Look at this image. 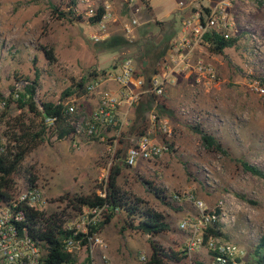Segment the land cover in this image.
Returning a JSON list of instances; mask_svg holds the SVG:
<instances>
[{
	"label": "rangeland",
	"instance_id": "obj_1",
	"mask_svg": "<svg viewBox=\"0 0 264 264\" xmlns=\"http://www.w3.org/2000/svg\"><path fill=\"white\" fill-rule=\"evenodd\" d=\"M59 1L0 0V101L12 93L16 82H27L17 77H27L38 80L37 102L40 99L57 102L73 80L77 82L90 69L108 70L123 56H131L136 66L143 60L145 75H153V67L167 51L166 42L170 36L167 37L166 33L178 22L175 16L167 20L164 17L168 10L176 7V0H150L154 15L159 19L151 17L139 1L134 0L128 6L125 0H114V19L108 22L103 38L95 41L90 38L94 25L88 23L86 10L88 5L97 9L103 0H78L74 11L82 16L81 21L54 19L49 4ZM237 6L244 8L248 20L245 24L239 23L242 31L233 37L236 38L235 44L226 48L223 54L216 55L223 62L226 78L221 80L217 90L201 93L210 96V103L197 106L203 115L200 126L215 135L228 153L207 150L185 117L177 118L169 113L170 110L162 112L159 107L153 108L150 100L146 108L147 101L144 100L140 104L146 109L135 116L131 127L147 119L152 110L168 117L173 134L167 141L172 148L159 157L126 166L123 155L128 139L124 136L125 148L117 159L122 166L118 181L124 190L147 201L167 217L170 229L156 237L165 248L182 245L184 234L179 223L195 209L183 200H172L177 209L165 205L156 198L151 186L163 190L167 197L190 192L202 199L208 208H212L217 200L225 199L233 220L221 226L222 237L244 250L242 264H256L254 246L264 235V180L245 172L239 160L264 167V94L249 87L255 79L264 85V0H238ZM134 17L140 24L128 36L123 24ZM43 46L52 50L53 62L44 54ZM206 52L213 54L207 49ZM188 90L190 94L187 88L180 97L182 94L186 96ZM239 96L244 99L241 109L236 103ZM68 97L75 98L78 109L88 114L93 109L96 94L82 91ZM170 106L177 113L178 103H170ZM20 114L26 123L31 119L35 123L38 121L27 109L20 110L15 104L8 109L0 107V136L8 134L5 133L7 122L12 123ZM210 114L212 118H209ZM47 137L49 142L45 141L25 157L17 181L22 183L23 176H31L42 186L48 201L47 211H53L57 205L60 208L65 206L59 204L58 199L66 193L85 194L97 190L108 173V162L112 163L114 158L107 150V142L100 143L85 136L56 140L50 132ZM117 147L116 142L114 150ZM237 193L244 195L245 199L238 197ZM119 220L115 218L102 229V236L110 248V264H141V253L150 254L148 236L135 231L121 232ZM193 258L201 264H208L199 260L197 255Z\"/></svg>",
	"mask_w": 264,
	"mask_h": 264
},
{
	"label": "built area",
	"instance_id": "obj_2",
	"mask_svg": "<svg viewBox=\"0 0 264 264\" xmlns=\"http://www.w3.org/2000/svg\"><path fill=\"white\" fill-rule=\"evenodd\" d=\"M125 1L128 6L134 2ZM113 2L114 0L102 1L101 6L105 11L94 25L91 39L98 41L105 35L108 22L114 19ZM236 2L237 0H216L213 4H206L203 0H176V10L180 14L179 33L169 42L167 52L148 81L135 74L132 59L126 57L85 83L84 93L96 94L97 97L95 107L88 114L78 109L75 98L65 99L63 110L73 129L71 138L97 137L100 143H106L110 134L113 140L106 147L108 152L113 154L121 134L118 109L137 104L145 94L164 97L167 89L175 85L179 78L188 80L191 101L182 103L177 109L178 114L192 125L201 124L202 113L191 104L195 103L201 93L212 91L220 82L216 67L203 58L208 55V43L204 40V34L214 30L225 39L239 36L242 31L240 21L232 13ZM139 9L140 7L136 8ZM95 12L96 9L88 5L86 15L90 17ZM139 24L135 17L125 22L123 29L126 35L130 36ZM25 84L23 81L15 83L12 89L14 96H17V91L22 90ZM249 87L259 94H264V85L260 84L259 80H253ZM5 102V99L0 101L1 108L5 107ZM157 103L161 104L159 101ZM147 119L150 127L146 134H135L128 138V146L123 155V163L126 166H134L138 161L159 157L169 150L165 141L173 134L170 119L154 110L148 113ZM53 121L54 118H48L45 122L52 125ZM156 132L162 136L161 142L152 137ZM13 145L14 141L8 134L1 135L0 156L8 149L12 150ZM110 164L111 161L108 162V168ZM97 191L104 195L101 190ZM1 192L4 196L0 198V264H44L43 250L28 234L25 218L29 212L46 216L63 208L57 205L53 211H47L48 201L42 186L35 181H17L14 189H2ZM171 198L174 202L183 200L190 203L195 211L179 223L184 240L182 245L175 249L182 251L184 257L178 261L169 260L164 264H197L193 258L196 255L199 260L208 264H242L244 250L241 247L229 242L222 235L208 232L209 227H214L216 223L221 231V226L233 220V214L225 199L217 200L212 208H208L202 199L190 192L175 194ZM60 203L65 205L66 202L59 201ZM102 211L101 207L84 205L66 209L68 214L61 224V230L65 232L62 244L70 257L52 264H110L108 242L102 236V229L97 228L102 220ZM150 256L151 252L149 255L142 252L139 257L141 264H151L148 263Z\"/></svg>",
	"mask_w": 264,
	"mask_h": 264
},
{
	"label": "trees",
	"instance_id": "obj_3",
	"mask_svg": "<svg viewBox=\"0 0 264 264\" xmlns=\"http://www.w3.org/2000/svg\"><path fill=\"white\" fill-rule=\"evenodd\" d=\"M142 3L149 11L151 10L149 0H135ZM78 0H60L58 3L49 4L51 16L56 20H82L80 14L75 13V7ZM105 9L99 6L96 9L94 15L87 18L90 25H95L100 19ZM180 20V14L177 11L174 15ZM204 40L208 43L206 46L210 53L221 55L224 53L226 48L233 46L236 42V38L225 39L223 36L214 31L210 30L204 34ZM44 54L50 61H54L52 50L41 47ZM168 49V45H167ZM131 56H123V58ZM163 55L161 60L163 59ZM158 65V64H157ZM157 65L153 67V73L157 70ZM115 65H113L114 67ZM143 66H145L143 60H140L138 68L136 66L135 74L142 77L145 81H148L151 75L147 76L144 73ZM105 72L104 69H90L86 76L81 77L77 82L73 80L71 86L64 89L60 99L56 101L40 99L36 101V87L38 86V80H30L27 77H17L21 80H26V84L22 90L17 91V96L11 93L5 99V108L8 109L11 104H15L20 110L27 109L34 117L38 120L35 123L34 120H30L26 123L23 119V115L20 114L15 117L12 123H8V128L5 133L9 134V137L14 141L13 149H8L5 154L0 156V198L3 197L2 189L11 190L15 188L17 179L19 178L22 162L25 157L36 147L44 143L49 142L47 133L50 132L52 136H55L56 140H62L71 138L73 129L69 125L68 116L63 110L64 98L72 95L73 93H81L85 85V81L88 78L89 81L96 78ZM87 81V82H89ZM152 100H157L165 106V96L158 98L151 96ZM141 99V98H140ZM159 114V113H158ZM160 115V114H159ZM162 115V114H161ZM48 118H54L53 124L48 125L45 121ZM190 129L197 133L200 138L202 145L209 151L220 152L227 154V150L222 146L220 140L212 133L206 131L200 124L188 125ZM150 124L148 119H143L138 125L136 134L143 135L149 129ZM117 128V127H115ZM124 133L121 132L118 137V147L113 153L114 161L109 165L108 173L101 183L97 186V190H101L104 195L98 193L97 190H93L90 193H66L59 197V201H65V206L59 212H52L48 215L42 213H31L29 212L25 218V223L28 229V234L37 242V244L43 250V262L44 264H52L61 262L69 259V254L63 249L62 240L65 232L61 230V224L66 219V209L70 207L75 209L79 206L87 207H101L102 220L98 223L97 228L103 229L106 225L113 222L115 218L120 219L121 225L119 227L121 232L124 231H135L140 232L148 236V242L151 249V256L148 263L151 264H164L169 260L178 261L184 257L182 251H178L173 247H163L156 239L159 234L165 233L170 229V224L167 217L160 211L152 208L147 201L142 198L124 190L119 184V177L122 174L121 163L117 161L120 158L122 151L124 150ZM91 140L98 141L97 137H91ZM113 137H108L106 142L112 143ZM169 145V149L172 148V144L165 141ZM239 163L245 172H248L254 176H257L264 180V167L250 163L247 160L240 159ZM26 183H32L34 179L31 176L22 177ZM151 186L149 181H146ZM151 189L162 203L165 205L177 209L172 203L171 197H167L163 194V190L151 186ZM238 197L245 199L244 195L236 194ZM209 233L214 235H222L218 224L214 227H209ZM254 257L256 264H264V235L260 236L257 243L254 246ZM197 264H201L197 262Z\"/></svg>",
	"mask_w": 264,
	"mask_h": 264
},
{
	"label": "crops",
	"instance_id": "obj_4",
	"mask_svg": "<svg viewBox=\"0 0 264 264\" xmlns=\"http://www.w3.org/2000/svg\"><path fill=\"white\" fill-rule=\"evenodd\" d=\"M116 1V0H115ZM209 2L212 1V0H208ZM214 2L216 0H213ZM86 2H89V1H86ZM205 3V1H203ZM214 2L212 3H206V4H213ZM114 3V2H113ZM238 4V0L237 2L235 3L233 9H232V13L238 18V21L242 22V23H246L247 22V14L245 13L244 11V8L243 7H238L237 6ZM149 5H150V8L151 10L149 11L150 12V15L151 17H156L154 15V11H153V6L151 5L150 3V0H149ZM144 6V5H143ZM145 7V6H144ZM114 8V6H113ZM141 8V7H140ZM146 8V7H145ZM176 13V7H174L173 9L171 10H168V12H166V15L164 16L167 19H170L171 17H173ZM157 18V17H156ZM153 19V18H152ZM159 19V18H157ZM246 26V25H245ZM179 30H180V22H179V19H178V22L176 24V26H173L172 28H169L168 29V32L166 33V35H168L167 37L170 36V39L167 43V45L169 46V42L171 41V39L173 37H175L178 33H179ZM163 34V33H162ZM160 38H161V34H160ZM159 40V39H158ZM167 52V51H166ZM225 52V51H224ZM219 56H216V54H208V55H204L203 58L205 59V61L207 62H210L212 63L216 69H217V72L219 74V77H222V79H220V82L217 84V86L213 89L214 91L218 89V87H220L221 85V80L224 81L225 78H226V71L224 69V66H223V62L222 60H220V58H218ZM132 59V58H131ZM133 61V60H132ZM134 65V64H133ZM134 68L136 69V65H134ZM137 68H138V65H137ZM112 88H116V86H111ZM190 89V86H189V82L188 80L184 79V78H179L177 83L175 85H172L170 86L168 89H167V92L165 94V106L162 105V104H158L157 101L154 99L152 100V105H153V108L154 107H159L161 109L162 112H166V111H169V113H171L172 115L174 114L177 118L178 117H181L179 114H178V111L176 113V111H174V108L171 109V106H170V103H178V107L184 103V102H189L191 101L190 99V94H189V90L188 92L186 93V96L184 95L183 97V94L181 97H180V93L182 91H184L185 89ZM206 96V94H200L196 99H195V103L191 104L193 105L196 109L198 105L202 104L204 105V102H209L212 101V99H210V96H206V98L204 97ZM146 100L147 103H146V108L148 107L150 101L151 100V97L147 96V95H142L141 96V99L139 100V102L135 105H132L131 107L129 108H126V107H120L118 109V118L120 119V131L124 133V136L126 139H128L130 136L132 135H135L136 133V130H137V127L138 123H136V125H134V127H131L133 124H134V120H135V116L136 115H139L140 113H142L145 109H142L141 108V102ZM205 100V101H204ZM96 101H97V97H95L92 101V105L93 107H95L96 105ZM238 102H236L237 104H239L238 106V109H241L242 107V104L244 103V99L243 97L241 98L240 96L238 97L237 99ZM175 107V106H174ZM176 108V107H175ZM178 109V108H177ZM210 109V108H209ZM208 109V110H209ZM172 110V111H171ZM204 114V113H203ZM206 115V114H204ZM209 114H207L206 116H208ZM174 116V117H175ZM203 116V115H202ZM147 118V117H146ZM205 118V117H204ZM209 118H212V115L210 114ZM131 128L130 131H127L128 128ZM175 128V127H174ZM152 137L158 141V142H161V138L162 136L159 134V133H154L152 134ZM206 204V203H205ZM110 248H108L109 250ZM150 252H151V249H150Z\"/></svg>",
	"mask_w": 264,
	"mask_h": 264
}]
</instances>
